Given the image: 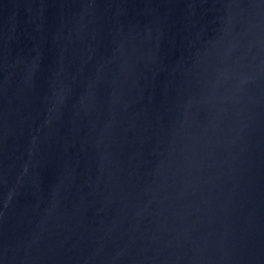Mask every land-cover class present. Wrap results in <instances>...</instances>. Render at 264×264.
<instances>
[{"label": "water", "instance_id": "water-1", "mask_svg": "<svg viewBox=\"0 0 264 264\" xmlns=\"http://www.w3.org/2000/svg\"><path fill=\"white\" fill-rule=\"evenodd\" d=\"M0 264H264V0H0Z\"/></svg>", "mask_w": 264, "mask_h": 264}]
</instances>
